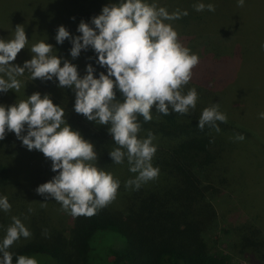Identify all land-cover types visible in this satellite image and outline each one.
I'll use <instances>...</instances> for the list:
<instances>
[{
  "label": "trees",
  "instance_id": "trees-1",
  "mask_svg": "<svg viewBox=\"0 0 264 264\" xmlns=\"http://www.w3.org/2000/svg\"><path fill=\"white\" fill-rule=\"evenodd\" d=\"M27 1L29 2L24 0V4ZM143 2L156 5L155 0ZM164 2L169 4L168 7L170 6L169 9L173 13H188L178 20H173L176 21L175 29L178 27L181 30L182 34L178 35V40L182 45L190 41V36H185L190 34L186 33L187 30L197 32L198 24L202 26L201 29L213 26L215 33L224 34V30L217 28L220 18H206L208 10L195 11L194 1L187 0L185 5H182V0ZM109 3H119V0H61L52 16L35 12L34 15H29L33 17L32 22L27 21L25 25H21L28 38L27 44L44 41L53 45L51 54L62 58L61 67L63 60H69L77 66L81 77L86 74V65L91 63L96 69L94 75L98 78L101 71L106 73V69L96 63V54L91 48L88 49L84 67L82 64L81 67L79 57L73 59L70 55V41L65 40L63 44H57L55 36L59 26H64L73 37L81 35L77 31L81 20L90 23L91 18L99 15L102 7ZM214 5L220 9H215V14H221L223 19L225 12H228L226 13L232 32L237 29L232 12L218 7L215 2ZM17 25L20 24H15L9 27L6 33L0 34L3 33L7 40H10L14 37ZM28 55L29 52L18 54L13 63L23 66L26 60L32 58L31 55V58L27 59ZM21 57L25 61L20 60ZM90 57L92 59H89ZM201 64L202 62H199L193 68L192 78L183 87L182 93L186 94L195 88L200 94L197 102L204 106L203 109H199L196 104L195 109H190L187 114L181 115L170 109L169 115H163L153 108L151 121L145 122L142 116L137 117L140 124L137 138L147 139L149 133L154 136L152 145L156 147V152L151 164L159 169L158 177L142 183L138 190L134 186L125 187L128 180L135 179L138 175L129 170L127 157L122 164H115L109 156L110 151L119 147L108 132L109 126L88 121L83 115L77 114L67 101L59 98L61 90H53L50 81L32 80L31 74L27 70L24 72L28 78L20 87L24 93L16 94L13 89L6 96L5 103L0 104L5 107L18 104L25 100L23 97L30 93V88L53 97V103L64 109L66 122L72 130L78 131L85 140L94 145V151L98 154V159L92 162L94 166L111 173L120 186L112 203L99 209L91 217H73V222L67 228L62 227L60 221L55 223L53 228L39 227L38 222H33L28 229H33L35 238L13 244L8 249L12 253L13 264H16L20 255L35 259L37 264H233L231 255L210 247L207 240L220 228L218 201L228 193L235 196L241 186L240 179L243 178L241 166L236 165L232 159L235 154L233 141L227 136L232 132L246 130L243 131L242 126L223 108L225 105L222 102L221 104L218 98L220 94L214 96L217 92L210 85L212 79ZM207 94L213 97L212 104H208ZM117 99L123 101L119 93ZM213 104H219V111L227 115V123L217 122L219 132L207 125L203 130L198 127L202 111ZM222 133H225L227 138ZM22 134L26 135V131ZM56 174L51 170V161L45 158L43 153L38 150L29 151L22 145V141L16 138L15 133L6 130L5 139L0 140V195L6 196L9 201L11 199V202L18 201L17 197L14 199L18 191L12 190L16 186V182H12L14 176H36L39 187ZM230 203L228 210L243 212L245 209L237 196ZM41 208L38 207L39 210H42ZM22 209H26L25 213L29 218L33 217L29 207ZM20 212L21 206L11 205V210L7 213L22 216ZM241 224L243 225L235 230V248L240 254H253L260 259L261 250L264 248L262 231L252 227L251 222L238 223ZM36 231L40 236H37ZM114 236L124 240L125 248L120 252L113 250L112 245L104 247V243Z\"/></svg>",
  "mask_w": 264,
  "mask_h": 264
},
{
  "label": "clouds",
  "instance_id": "clouds-1",
  "mask_svg": "<svg viewBox=\"0 0 264 264\" xmlns=\"http://www.w3.org/2000/svg\"><path fill=\"white\" fill-rule=\"evenodd\" d=\"M243 6L244 0H238V7ZM193 8L197 12L215 11L211 3H197ZM186 15L187 11L170 14L165 8L143 0H119V3L103 6L90 23L81 20L77 28L81 35L73 37L64 26H59L55 40L57 44L70 41L73 59L78 58L82 50L91 48L95 52L96 63L106 69L98 78L91 63L86 65L83 77L69 60H63L61 67L62 58L52 55L53 45L44 41L32 45V58L23 66L14 64L18 53L28 43L25 29L17 25L13 39H0V73L3 74L0 93L19 91L21 82L17 77L26 70L32 80L53 81L55 78L58 87L71 89L75 93L77 114L90 122L109 126L108 132L119 146L110 151L109 156L115 164H122L127 157L129 170L138 175L128 180L125 187L134 186L138 190L142 183L156 179L159 169L151 164L156 152L152 145L154 136L149 133L147 139L137 138L140 131L137 117L142 116L149 122L153 108L163 115H169L170 109L184 115L196 107L195 88L186 94L182 89L191 80L199 57L182 46L178 33L171 24L165 23ZM117 93L123 97L122 102L117 99ZM260 118L264 119V113H260ZM217 122L227 123V115L219 111V104H213L202 111L198 127L203 130L207 125L219 132ZM6 130L15 133L29 151L38 150L51 161V170L57 174L35 190L45 201L55 199L62 210L73 217H91L116 199L119 181L94 166L92 162L98 159L94 145L72 130L64 109L55 105L49 95L42 98L36 92L18 104L0 105V140L5 139ZM235 138L243 140L244 136L237 134ZM0 209L11 210L6 196L0 197ZM12 219L13 224L0 243V264H13L8 249L21 236H31L18 218ZM16 264L37 262L20 255Z\"/></svg>",
  "mask_w": 264,
  "mask_h": 264
},
{
  "label": "rangeland",
  "instance_id": "rangeland-1",
  "mask_svg": "<svg viewBox=\"0 0 264 264\" xmlns=\"http://www.w3.org/2000/svg\"><path fill=\"white\" fill-rule=\"evenodd\" d=\"M59 1L61 0H29V2L27 1L28 3L25 2L24 4V0H0V32L6 33L8 28L15 24L23 26L27 21L32 22L33 17H29V15H34L35 12L47 13L52 16L56 11V7L59 6ZM155 1L157 8L163 7L170 14L173 13L169 9L170 6L168 7L169 4L167 5L164 0ZM190 1H194V4L204 3L205 5L214 4L215 2L218 7H223V9L225 8L232 12L237 22L238 27L232 32L228 22L227 11L224 19L221 14H215V11L213 13L206 11V18H220L221 21L217 28L219 27L221 31L224 30V34H221L222 32H219L220 34L215 33L213 26L201 29L202 26L198 24L197 32L193 30L185 31L190 33L185 35L190 36V41L184 42L182 46L185 45L184 47L190 49L192 54H196L198 57L202 56L199 62H202L201 66L208 71L209 78L212 79L210 85L217 92L214 96L220 94L218 98L221 100L220 103L222 102L225 105L223 108L234 121L242 126L243 131L244 129L246 130V132H232V134L227 136L231 139V142L233 141L235 150L232 159L236 165L241 166V173L243 174V178L240 179L241 186L235 192V196L239 197L241 206H244L245 209L243 212L241 210L239 212L233 209L228 210L231 206L230 202L235 199V196L229 193L223 195L218 201L220 205L217 208L220 228L218 231L216 230L215 235L213 234L214 236L211 239L207 240V244L218 251L231 255L233 264H264V248L261 250L260 259L253 254H240L235 248V230L238 226L243 225H238V223L251 222L253 223L252 227H257L264 236V119L260 118V113H264V48H262V45H264V0H244L243 7H238V0ZM182 2V5H185L187 0H182ZM215 9L220 10L217 7ZM224 20L228 23H225ZM165 23L171 24L178 35L182 34L178 27L175 29L176 21H165ZM3 33L0 34V39L7 41V37ZM13 38L11 37V39ZM26 45L18 54L29 52L27 56V59H29L32 55L30 52L32 45ZM87 55L88 50L81 51L79 56L80 66L82 64L84 67ZM20 60L25 61L22 57ZM2 75L0 73V76ZM4 78L7 79L6 76ZM17 78L21 84L28 79L24 74ZM50 87L53 90L56 89L57 92L61 90L59 98L74 107L75 93L71 89L58 87V80H55V78L50 81ZM10 91L0 93V102L5 103L6 96H8ZM36 92L38 90L30 88V93L24 96L23 99L27 100L28 96ZM23 93L21 88L16 91V94L19 95ZM39 93L42 98L46 95L41 91ZM199 96L200 94H198ZM207 96L208 104H212L214 102V100L211 101L213 97L209 96V94ZM49 97L52 100L53 97ZM196 104L199 109H203L204 106L202 104H199V102ZM237 134H242L244 139L237 140L235 138ZM222 135L225 136L226 134L222 133ZM12 178V182H16V186L12 190L18 191L14 199L17 197L18 201L11 202L10 198V201H8L12 206H21L20 215L22 216H13V214L0 209V243H2L8 227L13 224V217L18 218L27 229L33 222H38L40 224L39 227L50 228H53V225L58 221H60L62 227L66 228L73 222V216L63 211L61 204L55 199L49 198L45 201L43 196L37 194L35 190L38 187L37 181L39 180L36 176L30 177L28 175L22 178L14 176ZM0 197H3V195H0ZM26 206L32 209V218L26 215V209H22L23 207L27 208ZM233 206L234 208L236 207L235 205ZM38 207H42L43 211L39 210ZM234 223H237L236 226H232ZM30 233V237L24 238L21 236L14 244L34 239L35 233L33 229ZM36 234L40 236L37 231ZM114 237L105 242L104 247L108 248L112 245L113 250L120 252V250L125 248L124 240L117 236Z\"/></svg>",
  "mask_w": 264,
  "mask_h": 264
}]
</instances>
